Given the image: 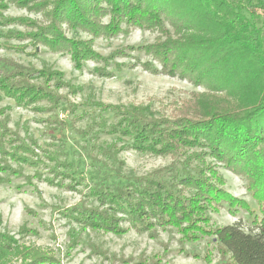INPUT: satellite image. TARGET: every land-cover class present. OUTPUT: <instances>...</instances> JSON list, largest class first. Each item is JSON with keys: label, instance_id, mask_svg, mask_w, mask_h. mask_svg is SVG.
<instances>
[{"label": "trees", "instance_id": "1", "mask_svg": "<svg viewBox=\"0 0 264 264\" xmlns=\"http://www.w3.org/2000/svg\"><path fill=\"white\" fill-rule=\"evenodd\" d=\"M9 5L40 12L44 21L29 16H5L3 11ZM102 16L108 17L106 24L101 22ZM7 23H18L25 29L0 33V38L21 42L5 40V49H29L26 55L37 56L42 45L53 52L68 53L75 68L89 59L103 62V67L95 68L103 76L113 75L105 67L116 57H131L128 51L143 50L158 62L160 69L151 62L140 64L143 68L203 85L209 90L206 96L224 91L238 100L243 107L239 110L211 107L199 117L191 112L195 118L184 115L172 120L153 117L148 106H102L113 112L116 121L93 120L80 128L79 134L113 136L108 144L115 148L113 154L128 147L139 153L169 155L171 162L121 185L94 186L86 195L94 197L97 205L73 206L68 217L81 230L115 234L125 231L120 225L124 219L130 227L151 237L156 227L170 226L184 242L211 236L219 253L229 259L220 264H264V0H0V24ZM63 24L68 30L89 36L109 37L134 27L156 36L150 44L122 47L101 56L93 50L90 40L68 37ZM4 62L11 67H0V93L13 99L15 107L50 112L58 106L61 96L53 89L61 87L56 80L63 75L59 69L46 64L37 68L14 58ZM135 65V61L131 63V67ZM42 98L48 104H36ZM9 110L10 106L0 107L1 157L15 156L17 151L29 152L34 158L31 163L36 166L38 162L45 164L37 152L40 149L48 161L55 160L54 154L41 149L35 138L19 136L7 127ZM118 142L121 144L116 147ZM99 149L102 154L110 151L106 147ZM208 155L246 177L247 189L260 213L259 219L254 216L255 231L245 230L237 223L210 227L208 209L227 204L231 213L238 207L252 211L246 201L212 184L206 175L210 171ZM18 159L26 160L23 156ZM57 166L61 165L57 163L56 168L49 169L53 173L51 180H43L71 188L70 183L55 182ZM34 176L41 179L42 174L35 172ZM32 177L27 178L28 183ZM5 235L0 233V242L6 239ZM44 259L48 264H60L54 255L45 254H35L30 261L42 264Z\"/></svg>", "mask_w": 264, "mask_h": 264}, {"label": "rangeland", "instance_id": "2", "mask_svg": "<svg viewBox=\"0 0 264 264\" xmlns=\"http://www.w3.org/2000/svg\"><path fill=\"white\" fill-rule=\"evenodd\" d=\"M3 14L29 16L44 21L40 12H27L13 5H9ZM100 20L106 24L108 17L102 16ZM62 27L68 37L90 40L93 50L101 56L122 47L150 44L156 36V33L135 27L109 37L68 30L65 24ZM121 27L125 28L124 25ZM8 29L23 31L25 28L18 23L0 24V33ZM5 40L13 44L21 43L12 38H0L1 68L9 69L11 65L5 63L4 59L14 58L37 68L43 64L51 65L63 75L56 79L61 87L57 91L52 88L61 98L58 106L50 112L15 107L13 99L0 93V107H11L7 127L19 136H32L41 149L50 150L56 157L48 161L44 153L37 149L45 164L38 162L34 166L31 163L34 158L29 152L17 151L15 156L7 158L0 154V233L6 234V239L0 242V264H32L34 261L30 259L35 254L54 255L60 264H220L229 260L219 253L211 236L184 242L175 228L169 226L163 229L158 226L151 237L147 232L130 227L126 219L120 223L125 231L119 234L81 230L68 214L73 206L97 205L94 197L86 195L94 186L101 183L111 187L121 185L171 162L169 155L139 153L128 147L113 154L115 148L108 146L113 136L104 133H97L93 137L79 134L78 130L93 120L102 118L107 123L116 121L113 112L102 106H148L153 117L172 120L184 115L195 118L191 112L199 117L211 107L239 110L243 107H240L238 100L224 91H215L214 95L206 96L209 90L203 85L143 68L140 64L151 62L157 70L160 69L158 62L143 50H127L131 57H116L115 62L111 61L105 67L113 75L103 76L95 70L96 67H103V62L89 59L82 67L75 68L66 52H53L39 45L38 55L30 56L26 55L29 49L18 52L3 48ZM134 61L137 65L131 67ZM36 104L48 102L42 98ZM0 118H3L2 114ZM120 144L116 143V147ZM99 146L109 149V153L102 154L104 152ZM191 151L198 152L196 149ZM202 151L205 150L202 148ZM20 156L26 160L18 159ZM206 162L210 165L206 175L212 184L228 195L246 201L252 211L250 213L238 207L231 213L227 204L208 209L210 227L237 223L245 230L255 231L254 216L259 219L260 213L256 200L247 189L246 177L232 172L222 161L209 155ZM57 163L61 166H57L59 173L55 182L61 180L62 184L70 183L71 188L57 187L43 180H51L53 173L49 169L56 168ZM35 172L42 174L41 179L34 176ZM29 176H33L30 183L27 182ZM48 263L44 259L42 264Z\"/></svg>", "mask_w": 264, "mask_h": 264}]
</instances>
